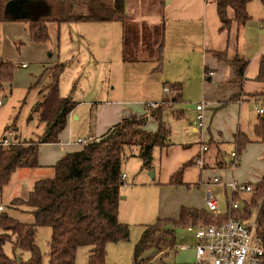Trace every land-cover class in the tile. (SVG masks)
Instances as JSON below:
<instances>
[{"label": "trees", "instance_id": "trees-1", "mask_svg": "<svg viewBox=\"0 0 264 264\" xmlns=\"http://www.w3.org/2000/svg\"><path fill=\"white\" fill-rule=\"evenodd\" d=\"M7 1L0 0V22L27 23L30 38L37 43L48 40L49 23L119 22L120 56L123 62L148 60L154 63V71H160L163 67L165 17L162 6L165 0H28L24 4L26 16L22 18H13L4 12ZM206 1L216 6L220 31H228L233 22L237 26L247 23V7L251 0ZM261 2L264 4V0ZM229 10L232 11V18ZM135 12H140L142 16L157 14L161 19L156 23L139 22ZM210 54L225 61L234 70L235 82L240 83L247 65L246 60H227L222 52ZM13 69V64L0 59V89L2 81L10 80ZM60 69L51 74L43 99L34 108L40 122L44 124L43 134L37 141L16 143L8 148L0 146V193L17 168L39 166L38 143H56L59 133L66 125L67 116L76 107L75 101L59 94L58 78L63 66ZM203 72L206 79L209 72L207 66L203 68ZM255 79L264 83V56L259 61ZM164 85L168 88V94L155 102L154 108L148 107L149 103H144L147 113L122 115L96 141L84 144L81 149L61 157L52 165L51 176L34 181L26 198H14L11 201L30 211L33 215L31 223L20 221L10 212H0V264H43L42 253L34 242L36 228L40 226L51 228L48 264H76L77 250L86 246L89 248L87 264H108L105 260L107 244L129 238V225L120 222L117 217L119 190L124 184L121 176L124 148L137 147L136 156L142 161V167L150 169L154 147L170 135L164 113L172 106L183 103L180 81ZM232 98L237 99L238 95ZM262 115L264 114H258L259 121L253 125L256 135L254 141L259 143H264ZM148 118L156 122L155 131L145 129ZM236 141L241 151L252 140L239 131ZM181 173L180 168L172 175L171 182L181 183ZM254 185L250 200H243V210L236 209L234 216L248 219L255 215L256 233L264 243V174ZM224 219L225 215L214 216L205 209L185 207H181L178 219L157 218L142 228L140 239L132 253V264H188L166 263L162 258H159V263L142 262L140 258L151 246H172L175 242V226H180L185 231L186 227L198 222L217 223ZM5 244L10 246V253L5 251Z\"/></svg>", "mask_w": 264, "mask_h": 264}, {"label": "crops", "instance_id": "crops-1", "mask_svg": "<svg viewBox=\"0 0 264 264\" xmlns=\"http://www.w3.org/2000/svg\"><path fill=\"white\" fill-rule=\"evenodd\" d=\"M247 10L248 21L244 26H237L236 23L233 22L228 31H220L216 6L210 1L168 0V3H164L162 6V14L165 17V42L163 51V66L165 72L162 75L165 83L184 79L187 74V63L185 59L187 58L190 60L193 56L197 55L202 62V68L207 66L210 72L206 79L203 72V96L205 99L203 102L204 108L202 110V126L198 127L195 123V115L198 111L195 110L194 105L191 110L192 115L189 121V128L185 129L187 132L185 140L181 142L172 141V131L169 127V137H166L164 142L155 146L153 149L150 169L142 167V161L139 157V160L134 157L138 160H135V165L139 167V172L142 174L140 178L142 181V188L141 192L134 199V206L133 193L137 186L134 183L133 185L125 183L127 176L122 171L121 162L124 184L119 190L118 217L120 222L128 225H140V228L150 224L143 219V210L146 201H148L144 196V191L151 185L158 188L166 186L175 190L174 195L178 203L176 213L168 217L160 218L178 219L181 207L194 210L207 209L205 197L208 191V182H210L214 176L219 177L221 181V184L216 187V191L214 192L221 211H224L229 196L227 184L231 179L234 178L237 181L250 183L258 181L264 174V169L259 170L252 168V165H249L247 169V177H242L240 174V172L245 169L247 161H249L253 155L258 157L261 156V158L264 159L262 156L264 154V143L254 141L256 137L255 139L251 138L252 141L247 143L241 151L238 149L240 152V162L235 169H232L228 164L229 153L235 147L238 148L236 141L238 132L241 131L244 134L245 132L242 131L239 119H236L235 122L230 121L233 128L228 127V134L223 135L222 132L217 130V128L221 127L214 120L215 114L217 116L220 112L225 116L228 112H233L239 118L243 111L251 113L254 111V106L251 102L264 97V83L255 79L258 74L259 61L261 57L264 56V4L261 0H251L248 3ZM228 13L230 18H232V11L229 10ZM157 17L159 18L160 15H157ZM4 25H9L13 30L12 38H21L23 41L28 40L38 47V52L36 54H31V59L36 62L35 66L40 67L42 74H44V72L49 73L50 68L58 64L56 61H51L49 59L51 55L44 56L46 47L43 44L36 43L35 41L32 42L33 40H31L28 33V26L26 27L25 23L21 21H9ZM5 41L9 40L6 38ZM210 52H222L227 60L239 58L247 61L240 83L234 80V70L225 61L210 54ZM182 55L183 57L178 58V56ZM0 59L2 60L1 57ZM22 65H24L22 67H27L24 63ZM50 80L51 73L45 75V81L42 83L43 85L38 84L41 88L38 93L39 97L35 100L33 108H35L36 103L43 99L42 95L45 94L46 86L49 84ZM164 87L166 86L163 85V92L158 99H155V102H159L166 94L163 90ZM235 95H238L237 99L232 98V96ZM183 99L182 97V100ZM5 100L6 99L3 97L4 102ZM181 104L173 107L177 110L178 115L172 113L170 115L171 117L183 116V111L176 108ZM207 104H209L210 108L213 110L212 113L206 112V108H208ZM166 111L170 112V110ZM74 112L75 110L67 116L66 125L63 131L59 133L56 143H38L39 166L36 168H17L13 173L16 177L27 175L29 179L33 178L34 183L37 178L51 176L53 173L52 165L66 153L79 150L83 147V144L77 142L78 139L89 137L98 138L111 126L116 124L122 115L132 114L130 110H122L118 106V103L106 101L97 108L95 113L90 111L89 118L83 119L81 126L77 127L73 124ZM34 113L38 117L36 111H34ZM166 123L168 124V121ZM37 124L42 127L43 134L44 124L41 123L40 120ZM86 126L87 134L85 136H79L83 131L82 129ZM8 130L12 131V129L8 128L6 133ZM149 131H153V126L150 127ZM4 134L5 133H3L2 137L5 136ZM12 134L15 137L13 131ZM39 136L40 135L33 140L21 139L25 140L21 142L37 141ZM203 145H206L208 148L203 155L205 161L204 167L200 168L194 164L193 160L200 155V150ZM130 147V154L136 156L138 148L135 146ZM180 168L182 169L180 176L181 183H172V175ZM146 172H148V174H146ZM148 175L150 177H148ZM217 192L225 196L223 201L219 200ZM13 198H26V196L20 197L18 195H13ZM8 206L10 207V205ZM18 212L20 211H16L15 213ZM28 212L30 211L27 210V212L24 213ZM156 219H153V221ZM188 235L190 238H185L184 236L180 237L181 241H184L182 243L187 244L188 247L186 249L178 250L176 247L178 245H176V243L172 245L178 252L187 251L185 255L187 258L175 263H197L195 251L192 246L194 244V238L192 235ZM163 251L165 252V250Z\"/></svg>", "mask_w": 264, "mask_h": 264}, {"label": "rangeland", "instance_id": "rangeland-1", "mask_svg": "<svg viewBox=\"0 0 264 264\" xmlns=\"http://www.w3.org/2000/svg\"><path fill=\"white\" fill-rule=\"evenodd\" d=\"M72 10L75 11V9ZM135 15L136 20L139 22L154 23L160 21L157 14L142 16L140 12H135ZM5 23L0 22V57L5 62L13 64L14 69L10 80L1 83L0 138L3 133L6 135L8 128L15 133L16 143L25 141L21 139L33 140L42 134V127L37 124L39 119L33 108L41 88L38 84L45 81V75L60 71L61 66H63V70L58 78V91L61 96L69 97L76 102L73 124L77 127L81 126L83 119L89 118L90 111L95 113L97 108L106 101L118 103L122 110H130L132 114H145L147 109L144 107V102L149 103L148 107L154 108L150 103H155V99H158L163 92L162 87L165 81L162 74L165 72L164 66L160 71H154L152 61L123 62L120 56L121 24L119 22L49 23L47 25L49 38L40 44L46 47L44 56L51 55L49 59L56 61L58 64L50 68L49 73L44 72V74H42L40 67L35 66L36 62L31 59V54H36L39 50L38 47L28 40L23 41L21 38H12L13 30L9 25H4ZM25 25L28 26L27 23ZM6 38L9 41H5ZM179 57H183V55ZM185 62L187 63V74L184 79L178 80L182 84V97L184 99L183 103L176 107L183 111V116H170L172 113L178 115L177 110L173 108L174 106L171 107L170 112L166 111L164 113V120L168 121L172 131L171 140L174 142L185 140L187 136L185 129L189 128L190 125L192 107L199 102H204L205 99L203 96V68L200 57L198 55L193 56L190 60L186 58ZM23 63L27 67H22ZM3 97L6 99L5 102ZM251 104L254 106V111L251 113L243 111L240 118L233 112H228L227 117L222 112L217 116L215 114L214 120L221 127L217 130L222 132L223 135H227L228 127L233 128L230 121L235 122L236 119H239L242 131L250 140L251 138L255 139L253 125L259 121L260 117L257 115L256 109L264 110V97L252 101ZM207 107L206 112L212 113L213 110L209 104H207ZM148 125L153 126V131L156 130L157 124L152 118H148L145 125L146 130L152 127ZM82 130L79 136L87 134V126ZM130 148H125L126 155L122 161V171L127 176L125 183L128 185L134 183L137 186L133 193L134 206V199L141 192L142 181L140 178L142 174L139 172V167L135 165L138 156L131 155ZM262 156L264 157V154ZM249 165H252V168L263 170L264 159L261 156L253 155L247 161L245 169L240 172L242 177L248 176L247 169ZM13 173L10 181L0 193V205L4 207L5 211L15 214L14 216L20 221L31 223L33 215L30 212L24 213L27 212V209L23 205H19L17 202L12 204L11 201L14 200L13 195L27 197L33 187V178L29 179L27 175L16 177ZM148 177L150 176L148 175ZM256 182H250L253 188ZM217 193L219 200L223 201L225 196L219 192ZM174 194L175 190L166 186L158 188L151 185L147 187L144 196L148 201H146L143 210V219L147 223H152L153 219L168 217L176 213L178 203ZM250 197L251 192L239 193V210H243V200L249 201ZM16 211L20 212L15 213ZM141 233L142 228H140V225H129V238L127 240L107 244L106 262L108 264H132V253ZM50 235V227L40 226L36 228L34 242L42 253L43 264H48ZM181 236L190 238L183 228L175 226L174 243L178 246L184 242L181 241ZM4 249L7 253H10L9 245L5 244ZM88 249L86 246L77 250L76 264H87ZM186 253L187 251H176L174 246H161L160 248L151 246L143 252L140 261L159 263V258H162L163 262L175 263L186 259Z\"/></svg>", "mask_w": 264, "mask_h": 264}, {"label": "built area", "instance_id": "built-area-1", "mask_svg": "<svg viewBox=\"0 0 264 264\" xmlns=\"http://www.w3.org/2000/svg\"><path fill=\"white\" fill-rule=\"evenodd\" d=\"M24 66V65H22ZM210 72H208L209 74ZM165 92L168 91L164 87ZM2 101L0 99V105ZM154 107L155 103H150ZM203 102L195 104V110L198 113L195 115V123L198 127L202 126V110ZM258 114H264L263 109H256ZM98 138L89 137L87 139H78L80 144H87L96 141ZM16 144V139L11 130H8L6 135L0 139V146L8 148ZM207 146L203 145L200 150V155L193 162L196 166L203 168L204 153ZM240 162V152L235 147L229 153V166L235 169ZM124 178V175H121ZM221 184L219 177L214 176L208 182V191L205 197L207 212L214 216L225 215V219L217 223H196L185 228V231L192 235L194 244L192 245L195 251L196 262L198 264H262L264 256V243L257 236L255 215L250 218L241 216L235 217L234 211L239 208L238 196L239 193H248L252 191V186L246 182H239L236 179H231L228 184L229 196L226 201L224 211L218 205L217 197L214 191ZM4 207L0 205V212ZM188 246L185 243L177 246L178 250H184Z\"/></svg>", "mask_w": 264, "mask_h": 264}, {"label": "water", "instance_id": "water-1", "mask_svg": "<svg viewBox=\"0 0 264 264\" xmlns=\"http://www.w3.org/2000/svg\"><path fill=\"white\" fill-rule=\"evenodd\" d=\"M27 2L28 0H8L4 6V12L10 14L13 18L25 17L26 11L24 10V4ZM164 3L167 4L168 0Z\"/></svg>", "mask_w": 264, "mask_h": 264}]
</instances>
